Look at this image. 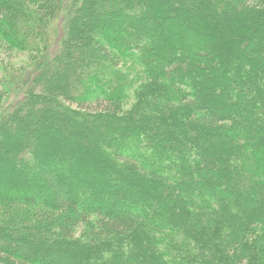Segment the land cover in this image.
Masks as SVG:
<instances>
[{
  "label": "trees",
  "instance_id": "16d2710c",
  "mask_svg": "<svg viewBox=\"0 0 264 264\" xmlns=\"http://www.w3.org/2000/svg\"><path fill=\"white\" fill-rule=\"evenodd\" d=\"M1 50L0 264H264V0H0Z\"/></svg>",
  "mask_w": 264,
  "mask_h": 264
},
{
  "label": "rangeland",
  "instance_id": "374dc122",
  "mask_svg": "<svg viewBox=\"0 0 264 264\" xmlns=\"http://www.w3.org/2000/svg\"><path fill=\"white\" fill-rule=\"evenodd\" d=\"M0 56L3 57V58L5 57L2 50L0 51ZM7 56L8 57H6V61L12 62L14 64H18V63H20L21 61L24 60V56L22 54H19V53L18 54H13L11 56L7 55ZM14 89L17 91L19 89V87L18 88L14 87ZM21 92H22V90H21ZM7 98H8L9 101L13 100V98H16V93L13 92V90H12V92L9 94V97H7Z\"/></svg>",
  "mask_w": 264,
  "mask_h": 264
}]
</instances>
